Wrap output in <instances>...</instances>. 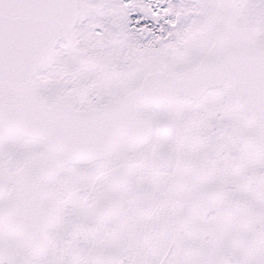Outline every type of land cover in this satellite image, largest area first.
Masks as SVG:
<instances>
[{"label": "snow or ice", "instance_id": "6c2138e0", "mask_svg": "<svg viewBox=\"0 0 264 264\" xmlns=\"http://www.w3.org/2000/svg\"><path fill=\"white\" fill-rule=\"evenodd\" d=\"M0 264H264V0H0Z\"/></svg>", "mask_w": 264, "mask_h": 264}]
</instances>
